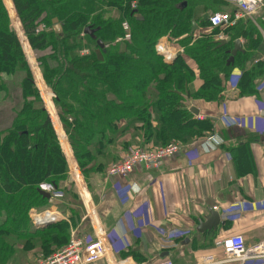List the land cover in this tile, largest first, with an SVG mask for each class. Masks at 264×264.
<instances>
[{"label":"trees","instance_id":"obj_1","mask_svg":"<svg viewBox=\"0 0 264 264\" xmlns=\"http://www.w3.org/2000/svg\"><path fill=\"white\" fill-rule=\"evenodd\" d=\"M12 3L36 53L42 83L53 95L59 125L86 179L103 173L116 159V147L123 151L132 145L155 149L202 138L210 132L211 123L196 119L188 102L221 99L236 68L241 74L239 94L254 93V80L262 76L255 68L262 62L264 44L256 46L258 30L249 21L223 30L229 39L223 47L212 38L221 33L219 29L200 33L196 39L189 36L192 24L202 15L223 12L228 5L221 0ZM12 19L16 21L13 14ZM123 22L129 26L130 41H118L124 34ZM38 25L48 30L35 34ZM199 27L207 28V21ZM85 30L94 31L93 37ZM166 36L183 50L171 64H165L155 51V44ZM20 39L24 41L21 30L15 33L0 0V100L9 101L13 87L19 89L10 124L0 131V264L20 263L23 248L16 249L20 240L49 234L52 244H58L56 239L69 235L65 221L36 229L30 219L32 210L47 204L43 192L51 196L59 191L67 179L68 165L33 84ZM236 40H245L255 55L246 58L248 52L242 47L229 62ZM98 41L107 46L99 48ZM82 51L88 54L81 55ZM25 52L29 54V49ZM196 76L201 85L190 93ZM127 136L129 141L124 140ZM43 245L48 252L50 242Z\"/></svg>","mask_w":264,"mask_h":264},{"label":"crops","instance_id":"obj_2","mask_svg":"<svg viewBox=\"0 0 264 264\" xmlns=\"http://www.w3.org/2000/svg\"><path fill=\"white\" fill-rule=\"evenodd\" d=\"M2 2L13 26L12 14L15 16L16 12L12 0ZM236 72L240 74L237 68L232 74ZM261 83L264 84V75L254 80L253 90ZM200 85L196 76L189 85L190 93ZM49 99L54 109L51 92ZM254 101L260 104L257 102L256 107ZM263 105L264 94L257 91L235 94L226 90L218 101L188 102L189 110L198 113L196 117L193 112L196 119L211 123L210 132L202 138L192 137L189 143L213 135L221 144L208 153L198 146L196 150L189 149V153L155 169L135 168L123 180H105L103 173L90 174L86 179L58 117L56 121L50 119L61 130L59 133L54 128L67 161L68 175L59 191L52 193L51 202L33 213L60 215L62 220L57 221L67 222L69 231L75 229L77 234L93 238L106 235L115 253L129 254L138 264H152L160 259H169L173 264H202L206 256L223 262L231 260L230 253L215 247L216 241L233 235L243 237L247 246L264 241V211L255 207L264 205V114H256ZM235 119L242 121L241 128ZM124 140L129 141V137ZM114 151L116 159L124 152L119 147ZM230 206L241 208L239 220L231 222L224 218V211ZM208 210L219 214L220 223L215 229L198 232V223L208 215ZM63 247L50 246L46 253Z\"/></svg>","mask_w":264,"mask_h":264},{"label":"built area","instance_id":"obj_3","mask_svg":"<svg viewBox=\"0 0 264 264\" xmlns=\"http://www.w3.org/2000/svg\"><path fill=\"white\" fill-rule=\"evenodd\" d=\"M226 3L230 10L225 13H216L207 15V28H198L191 37L196 39L200 33L211 31L212 29H219L221 33L213 36L215 42L225 40L222 31L232 27L238 22H251L260 33L264 42V0H221ZM134 8V5H131ZM257 20V21H256ZM258 25H257V24ZM123 37L118 41H130L129 26L126 22L121 24ZM44 25H38L34 29L35 34L47 31ZM18 37V36H17ZM19 39V38H18ZM20 41V40H19ZM117 41V42H118ZM156 54H160L163 62L177 57L183 53V50L175 45L168 36L161 38L155 44ZM87 51H82L81 55H87ZM159 56V55H158ZM33 76V75H32ZM226 82V90L237 94V82L240 74L238 72L231 73ZM258 101H254V105ZM260 103L258 102L257 105ZM257 107V106H256ZM259 116L264 114V105L256 113ZM197 117V116H196ZM237 127L243 126L242 121L235 119ZM221 144V140L213 135L206 136L203 140H193L191 143L185 145L180 143H172L165 147L148 149L142 148L138 145L130 146L124 151L121 156L114 160L104 171L103 176L105 180L118 179L123 180L128 177L135 168H143L145 170L158 168L160 165L167 162H172L176 157L189 153V149H195L198 146L200 150L205 153L215 150ZM196 150V149H195ZM196 156V152L194 151ZM172 168V165H170ZM56 196V195H54ZM59 197V196H58ZM51 196L47 200L51 202ZM257 209L264 211L263 204H257ZM239 206H230L224 211V218L228 221L234 222L240 219ZM31 211V218L33 224L40 221L41 216L38 213ZM33 213V215H32ZM43 216H51L45 214ZM55 220H62L60 215H52ZM264 224V218H263ZM111 240L106 235H101L93 238L88 234H77L75 229L69 231V239L67 244L60 250L52 251L47 256L36 260L35 264H138L134 261L131 255L120 256L111 248ZM217 249H221L224 253H230L231 260L217 261L214 256H206L202 258V264H264V241L252 246H247L244 243L243 237L240 235H233L220 239L214 243ZM128 248V247H127ZM152 264H173L169 259H160Z\"/></svg>","mask_w":264,"mask_h":264},{"label":"rangeland","instance_id":"obj_4","mask_svg":"<svg viewBox=\"0 0 264 264\" xmlns=\"http://www.w3.org/2000/svg\"><path fill=\"white\" fill-rule=\"evenodd\" d=\"M229 10H230V7L227 6V7H225L222 10L223 11L222 13L228 12ZM15 16H16L15 17L16 18V21H15V23H13L12 28L16 32V34H17L18 30L19 31L21 30L22 35L24 36V41H22L20 39V44L22 46V49H23L24 56H25V59H26V62H27L28 67H29V69L33 70L32 79L35 81V86H36L37 90L40 89V91L38 90L39 94H40V92L42 93V96L40 94L41 99H42V105L47 110L46 112L51 111L55 115L54 117H50V119L53 120V121H56V119H57L56 111H55V109H53L52 103H51V101L49 99V93H50V91L45 86V84L43 85V83H42L43 81L41 79L40 72H39V68H38V65H37V62H36V58H35L36 57V53H34V50L31 48V46H30V44L28 42V39L26 37V34L24 32V29L22 27L21 22L19 21V19H18V17H17L16 14H15ZM239 42L242 43L241 46L248 52L246 58H249V57H252V56L255 55V53L252 51V47H250L249 44L246 43L245 40H240ZM262 43L264 44L263 39H262L260 33L258 32L256 46H259ZM27 48L29 49V54H27L25 52V50ZM260 59L263 62L259 63L258 66H256V68H255L256 70L255 71L258 72V73H260L263 76L264 75V53H263V55H261V58ZM3 78L6 79V80H10V78L8 76H4ZM263 87H264V84L261 83V84H259L257 86V88L255 86L254 91L255 92L257 91V92H259L261 94H264ZM252 97H254V96H252ZM18 101H19V89L16 86H14L13 89H12V91H11L10 100L9 101L2 102L0 100V131L6 129L9 126L10 121L12 119L11 110L13 108H17ZM49 103L51 105H49ZM47 114L49 115V113H47ZM54 128L59 133L61 132V130L59 129V126L58 125L57 126L54 125ZM40 210H42V209H40ZM40 210L35 209V211H38V212ZM68 239H69V236H68L67 239L66 238H63V239L62 238H60V239L58 238V239H56V241L58 240V244L57 243L52 244L51 239L49 238V234H40V235L35 236V237H32V238H27L26 240H20V241H18L17 242V245H19V246L17 247V245H16V249L18 248L20 250L21 248H23L22 249L23 250V255H22V257H19V261H20L19 264H21L23 262H26V261L28 263L26 262L25 264H35L36 263V260H39L42 257H44L45 253L47 252V249L43 245L44 241H49L50 242V245L49 246H53V247L58 248L59 247L58 246L59 243L60 244L61 243L62 244H65V243L68 242Z\"/></svg>","mask_w":264,"mask_h":264},{"label":"water","instance_id":"obj_5","mask_svg":"<svg viewBox=\"0 0 264 264\" xmlns=\"http://www.w3.org/2000/svg\"><path fill=\"white\" fill-rule=\"evenodd\" d=\"M206 21H207V15L206 14L205 15H202V17H201V19H200V21L198 23H193L192 24L191 30L189 32V36H191L195 31H197V29L199 28V24L204 23ZM55 29H57V27ZM84 33L87 34L90 37H93L94 31L85 30ZM228 42H229V39H225V40L216 42V44L219 47H223ZM97 46L99 48H103V47L107 46V44L98 41L97 42ZM240 52H242V47H241L240 42L238 40H236V41L233 42V48L230 51L229 62H232L234 56L237 53H240ZM158 55L160 56V54H158ZM176 58L177 57H173L172 59L165 61V64H171ZM33 84H35V81L34 80H33ZM44 110L46 111L45 108H44ZM194 115L197 116L198 113L197 112H194ZM43 197L46 200H48L50 198V195L47 192H43ZM53 223H54V221H51V220L50 221H45V222H37V223L34 224V227L36 229H44V228H46L47 226H49V225H51ZM219 223H220V216H219V214L217 212L213 211V210H208V215L205 216L202 221H199L198 228L196 230L198 232L210 231L213 228L215 229L219 225ZM187 241H188L187 239L184 240V243H187Z\"/></svg>","mask_w":264,"mask_h":264},{"label":"bare ground","instance_id":"obj_6","mask_svg":"<svg viewBox=\"0 0 264 264\" xmlns=\"http://www.w3.org/2000/svg\"><path fill=\"white\" fill-rule=\"evenodd\" d=\"M45 87V86H44ZM46 89V88H45ZM49 95H50V93H49ZM55 218L56 217H54V216H41V219H40V221L39 222H45V221H54L55 222ZM30 219H31V222H32V224H33V221H32V218H31V215H30ZM34 225V224H33Z\"/></svg>","mask_w":264,"mask_h":264}]
</instances>
